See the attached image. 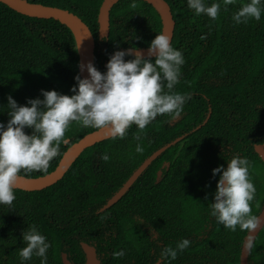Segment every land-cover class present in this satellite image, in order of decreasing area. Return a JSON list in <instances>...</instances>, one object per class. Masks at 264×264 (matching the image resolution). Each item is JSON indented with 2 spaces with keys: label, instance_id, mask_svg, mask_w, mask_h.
I'll return each mask as SVG.
<instances>
[{
  "label": "trees",
  "instance_id": "1",
  "mask_svg": "<svg viewBox=\"0 0 264 264\" xmlns=\"http://www.w3.org/2000/svg\"><path fill=\"white\" fill-rule=\"evenodd\" d=\"M30 1L68 9L88 24L95 36V63L101 73L106 71L112 53L148 47L157 33L162 32L159 13L144 0H135V9L130 7L133 0H120L112 8L109 39H100L98 33L103 0ZM166 1L176 21L171 45L185 59L180 83L174 91L190 96L179 119L160 115L142 131L133 125L124 139L110 138L87 148L56 184L37 191L15 189L12 206L0 205V264H20L19 250L26 246L22 232L28 225H35L47 237L51 245L49 264H60L63 234L51 221L67 217L68 212L87 211L95 216V207L119 189L147 157L184 134L187 135L155 159L139 177L119 201L121 206L148 197L146 203L153 216L165 220L167 213L169 225L161 227L168 233L174 201L178 199L180 224L199 230L205 207L210 214L209 204L216 190L218 176L212 177V169L220 165L226 168V161L239 155L249 160V175L256 188L252 214L257 216L262 210L264 162L254 144L264 143V12L260 21L250 19L235 24L233 14L249 0H233L226 10L223 0H217L221 11L215 20L203 14L197 16L188 9L186 0ZM206 2L210 6L214 0ZM76 75H80L79 55L73 33L66 25L54 19L21 14L0 2V122L9 119L7 96L11 95L20 105H25L29 98L43 99L41 89L70 96ZM210 109L206 123L197 128ZM93 130L72 122L64 136L69 143H61L59 155L50 162L47 171L21 170L20 174L38 177L53 171L66 149ZM137 143L144 148L142 154L135 151ZM102 153H107L110 159L101 160ZM93 160L107 167L100 179L89 168ZM167 162L169 166H164ZM159 170L162 179L156 182ZM69 196L85 199L70 201ZM76 204L92 208H73ZM147 217H150L148 213ZM210 223L206 238L209 264H240L242 244L248 232L239 227L233 232L215 219ZM65 240L68 241L67 236ZM136 242L131 239L133 245ZM199 248L201 243L195 244V252ZM178 258V264H184L182 252ZM193 264L203 261L195 257ZM249 264H264V227L252 247Z\"/></svg>",
  "mask_w": 264,
  "mask_h": 264
},
{
  "label": "clouds",
  "instance_id": "2",
  "mask_svg": "<svg viewBox=\"0 0 264 264\" xmlns=\"http://www.w3.org/2000/svg\"><path fill=\"white\" fill-rule=\"evenodd\" d=\"M232 2L223 0L225 10ZM186 3L197 16L203 14L211 20L221 11L217 0L210 6L206 0H186ZM136 6L133 0L130 7L135 9ZM262 12L264 0H249L233 14L232 20L235 24L247 23L250 19L260 21ZM126 57L131 58L126 60ZM147 57L135 47L117 50L109 56L103 73L91 62L81 63V72L86 69L88 76L74 77L70 96L41 89L43 99L29 98L25 105L7 96L9 119L6 123L0 122V205L12 206L21 170L47 171L50 162L59 155L61 143L66 142L65 132L72 122L83 128L107 130L115 140L124 139L133 125L142 131L160 115L177 118L182 114L190 99L174 91L185 63L182 52L172 47L169 35L160 32L148 45ZM26 129L31 130L30 133ZM135 151L142 154L144 148L137 143ZM100 159L108 161L110 157L102 153ZM226 162V168L220 165L212 169V177L218 176V180L213 202L209 204L210 214L218 224L233 232L238 227L255 232L261 222L252 214L251 202L256 188L249 175L250 162L239 155ZM22 241L26 246L19 250L20 264L33 256L40 258V264H48L51 245L35 225H28L22 232ZM190 243L183 239L177 242L175 249L164 247L156 264L165 260L170 264ZM248 246L251 247V241ZM115 255L122 257L125 253L120 251Z\"/></svg>",
  "mask_w": 264,
  "mask_h": 264
},
{
  "label": "flooded vegetation",
  "instance_id": "3",
  "mask_svg": "<svg viewBox=\"0 0 264 264\" xmlns=\"http://www.w3.org/2000/svg\"><path fill=\"white\" fill-rule=\"evenodd\" d=\"M178 119L179 117L174 120ZM93 161L94 163L89 168H93L94 175L100 179L104 176V171L107 167L100 161ZM84 175L88 176L87 174ZM119 189L113 191L112 195L106 198L102 205L95 207V216L92 212L87 211L68 212L67 217L60 219L58 217L51 221L61 228L63 234L60 242L63 245L60 249V264H66L64 254L69 264H86L87 254L83 247L84 243L89 244L91 249L95 251L99 264H156L164 247L175 249L177 242L183 239L191 241L190 246L182 252L184 254V264H193L195 257L202 259L203 264H209L206 238L211 230L210 220L214 219V217L206 212V207L202 218V227L199 230H195L190 226L183 227L180 224L182 219L180 211L181 201L177 199L174 201L173 214L170 215L171 230L165 233L164 228L169 225L168 215L167 213L165 214V220H162V217L153 216L152 209L146 203L148 197L142 196L138 202L132 204L124 203L121 206L119 201L122 197L108 209L102 210ZM68 199L72 201L84 200L85 198L69 196ZM72 207L82 210L92 208L83 204L72 205ZM114 207H117V209ZM152 207L155 210V206ZM147 213L150 217H147ZM206 213L208 214L207 216ZM159 222L160 224L157 225ZM66 236L68 241H66L67 239L65 240ZM131 239L137 240L136 244L133 245ZM200 243V251L195 252V244ZM120 251H123L125 255L117 257L115 253ZM47 255L49 259V252ZM178 261L179 258L177 256L175 260L170 261V264H178ZM28 264H40V258L35 261L30 260ZM161 264H169V261H162Z\"/></svg>",
  "mask_w": 264,
  "mask_h": 264
},
{
  "label": "water",
  "instance_id": "4",
  "mask_svg": "<svg viewBox=\"0 0 264 264\" xmlns=\"http://www.w3.org/2000/svg\"><path fill=\"white\" fill-rule=\"evenodd\" d=\"M120 0H103L98 14V24H99V38L100 39H109L111 31V10ZM150 3L155 10L159 13L162 20V32L171 37V44L174 38L176 21L172 12L170 4L166 0H144ZM11 9L30 16L38 17L44 19H54L62 24L66 25L75 38L76 48L79 55V65L81 63L87 64L91 62L95 67V50H96V41L95 36L84 20L71 12L68 9L46 5L39 2H33L30 0H0ZM147 48L141 47L138 48L141 50L145 57H147ZM154 58V57H152ZM97 68V67H96ZM98 70V69H97ZM79 72L82 78L87 77L88 73L86 69L81 72L79 67ZM211 109L209 110L207 118L202 124L197 126L200 128L211 115ZM196 128V129H197ZM187 134L177 137L171 142H168L164 146L160 147L158 150L154 151L149 157H147L143 163L132 173L128 180L123 184V186L109 199L108 203L102 208L106 210L111 207L113 204L117 203L133 186V184L139 179V177L149 168L155 159H157L162 153H164L168 148L180 142ZM107 130H93L85 134L81 139L72 143L66 151L63 153L58 165L56 168L45 174L38 177H29L26 175L19 174L16 189H22L25 191H37L48 188L58 181H60L68 170L71 168L73 163L78 159V157L89 147L110 139ZM66 143H69V139L66 140ZM254 149L261 157L264 162V143L254 144ZM164 166H169V163H165ZM162 179V170L158 171L157 182H160ZM260 219V226L255 232L247 233L243 244L240 255V264H249V255L251 253L252 247L255 243L257 236L264 227V206L260 213L257 215ZM251 241V247H249V242ZM85 252L87 254L86 264H99L98 259L96 258L95 251L91 249V246L87 243L83 244ZM64 261L66 264H69V261L66 259L64 254Z\"/></svg>",
  "mask_w": 264,
  "mask_h": 264
}]
</instances>
